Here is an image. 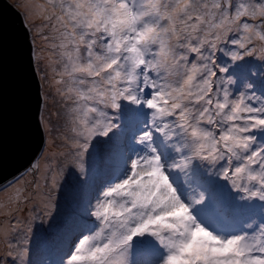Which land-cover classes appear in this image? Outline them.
<instances>
[{"label":"snow or ice","instance_id":"obj_1","mask_svg":"<svg viewBox=\"0 0 264 264\" xmlns=\"http://www.w3.org/2000/svg\"><path fill=\"white\" fill-rule=\"evenodd\" d=\"M40 16L75 160L110 161L74 177L69 224L57 177L33 180L57 264H264V74L241 71L264 65V0H46Z\"/></svg>","mask_w":264,"mask_h":264},{"label":"rangeland","instance_id":"obj_2","mask_svg":"<svg viewBox=\"0 0 264 264\" xmlns=\"http://www.w3.org/2000/svg\"><path fill=\"white\" fill-rule=\"evenodd\" d=\"M6 2L20 14L26 28L29 29L33 64L41 83L42 122L43 124L47 122V127L43 126V149L32 167L20 178L0 189V198L7 193L14 196L11 204L7 200L0 206V264H46V261H40V257L43 255L40 250L45 247V244L49 247L55 242L54 234L50 231L52 217L43 214L44 204L34 203L31 200L24 203L23 198L20 211L15 210V204L14 210L9 209L14 203L17 190L23 192L26 198L28 194L36 192L32 187V182L34 179L40 178V189L43 193L49 192L51 178L55 175L58 183L54 190V203L58 202V204L52 211L53 214L60 213L59 224L61 221L66 223L69 221L67 216L72 212L71 209H76L79 200L86 192V188L74 183V177L79 176L83 181L89 175L87 170H92L95 166L101 172L110 161L106 152H101L95 158L85 154L82 158V165L75 160L73 144L69 139L72 135L71 126L65 119V108L55 92V86H50V79L45 80L44 78L50 72L54 74L53 70L57 61V55L53 52L50 44L41 38L44 34H51L49 29L44 27L40 16V6L45 5L46 0H6ZM33 9H36L37 12H32ZM43 54L52 56L51 64H48L49 61L46 58L44 60ZM36 57H40L39 62ZM241 71L250 75L253 80H258L264 74V65H261L258 60H252ZM50 140L53 145L48 151ZM45 177L49 181L47 186H45ZM185 180L186 177L179 176V182L183 183ZM72 202H75V207L71 206ZM10 213L14 215L15 219L24 221L20 225V230L15 232L9 230L7 218L10 217ZM55 248L56 246L53 249ZM143 259L148 258L143 257Z\"/></svg>","mask_w":264,"mask_h":264},{"label":"water","instance_id":"obj_3","mask_svg":"<svg viewBox=\"0 0 264 264\" xmlns=\"http://www.w3.org/2000/svg\"><path fill=\"white\" fill-rule=\"evenodd\" d=\"M29 29L0 0V189L20 178L44 145L41 83Z\"/></svg>","mask_w":264,"mask_h":264},{"label":"trees","instance_id":"obj_4","mask_svg":"<svg viewBox=\"0 0 264 264\" xmlns=\"http://www.w3.org/2000/svg\"><path fill=\"white\" fill-rule=\"evenodd\" d=\"M103 171V170H102ZM86 172L89 173V175L87 176V179L91 176H94L96 174L99 173V171L97 170V168L94 166L92 168V170H87ZM72 207H75V202H72L71 204ZM72 212L70 214H68V218H69V221L64 223L63 221L60 222V225H64V224H69L74 216V213L76 211V209H71ZM56 246L55 249H53L54 247ZM43 255L40 257V261L41 262H45L46 261V264H54L55 262H57L60 258V256L62 255V252L59 251V246H58V242H53L49 247L48 245L45 244V247H43L41 250H40Z\"/></svg>","mask_w":264,"mask_h":264},{"label":"bare ground","instance_id":"obj_5","mask_svg":"<svg viewBox=\"0 0 264 264\" xmlns=\"http://www.w3.org/2000/svg\"><path fill=\"white\" fill-rule=\"evenodd\" d=\"M31 11H32V12H37L36 9H35V10L33 9V10H31ZM43 56H44V60H45V58H46V59L49 61L48 64H51V63H52V59H53V58H52V56H51L50 54H46V55L43 54ZM45 63H46V62H45ZM53 75H54V74L51 73V72L48 74L49 78H51ZM52 145H53V144H52V142H51V140H50V141H49V150H48V151L51 150ZM37 180L39 181L40 178H38ZM39 184H40V181H39ZM39 191H40L41 193H43L41 189H39ZM34 193H35V192H32L31 194H28L26 197H29V196H30V197H31L30 200L33 201L34 203H41V204H44V203H43V197H42L41 195L34 194ZM10 196H11V197H14L13 194H10V193H7V194H5L3 197H1V198H0V206L3 205L4 203H6V201L9 200L8 198H9ZM33 196H34V197H33ZM30 200H28V202H29ZM1 203H2V204H1ZM9 204H10V203H9ZM9 204H8V205H9ZM14 204H15V202L9 207V209L11 208V209L14 210V208H13V207H14ZM22 204H23V202L20 203V206H21ZM8 205H7V206H8ZM20 206H19V207H20ZM7 208H8V207H7ZM5 226H6V225H5ZM1 239L6 240L5 238H1Z\"/></svg>","mask_w":264,"mask_h":264}]
</instances>
